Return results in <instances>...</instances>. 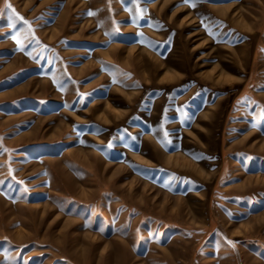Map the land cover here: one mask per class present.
<instances>
[{"label":"rangeland","instance_id":"1","mask_svg":"<svg viewBox=\"0 0 264 264\" xmlns=\"http://www.w3.org/2000/svg\"><path fill=\"white\" fill-rule=\"evenodd\" d=\"M0 264H264V0H0Z\"/></svg>","mask_w":264,"mask_h":264}]
</instances>
